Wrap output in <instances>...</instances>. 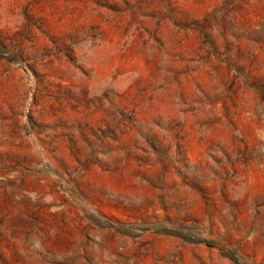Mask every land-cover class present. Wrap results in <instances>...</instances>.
Listing matches in <instances>:
<instances>
[{"label":"rangeland","instance_id":"obj_1","mask_svg":"<svg viewBox=\"0 0 264 264\" xmlns=\"http://www.w3.org/2000/svg\"><path fill=\"white\" fill-rule=\"evenodd\" d=\"M0 264H264V0H0Z\"/></svg>","mask_w":264,"mask_h":264}]
</instances>
